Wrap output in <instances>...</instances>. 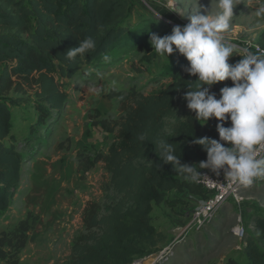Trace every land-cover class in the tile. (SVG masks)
Instances as JSON below:
<instances>
[{
	"label": "trees",
	"instance_id": "trees-1",
	"mask_svg": "<svg viewBox=\"0 0 264 264\" xmlns=\"http://www.w3.org/2000/svg\"><path fill=\"white\" fill-rule=\"evenodd\" d=\"M133 6L128 0H0V216L18 189L25 161L13 144L5 143L17 127L10 106H16L18 99L11 95L31 92L36 98L32 104L37 113L35 119L27 121L26 138L40 140L45 121L66 104L67 94L62 89L66 80L83 67L97 68L112 57L143 49L150 28H131ZM88 36L96 40V49L85 59L70 64L60 56ZM259 42L264 47V30ZM173 54L169 82L163 89L135 97L131 106L122 109L116 127L97 123L108 132L117 128L118 144L104 154L96 153L91 161L82 153L77 155L81 173L93 164H103L115 198L103 215L95 203L83 210L84 233L71 246L70 264H133L159 252L162 235L151 224V207L169 198L189 203L193 195L206 197L204 189L159 161L154 145L148 141L141 145L137 139L146 134L153 142L168 140L175 144L181 163L187 164L206 160V152L192 144L193 138L219 139V121L215 119L202 125L191 111L182 119L176 118L178 106L185 101V84L195 82L196 77L184 71L187 60ZM224 86H231V81L213 85L211 92L219 98ZM224 126H230V121ZM250 220L256 235L247 231L240 260L228 258L226 264H264V217L253 215ZM31 228L28 215L13 230L0 232V264H19L18 253L25 247Z\"/></svg>",
	"mask_w": 264,
	"mask_h": 264
},
{
	"label": "rangeland",
	"instance_id": "rangeland-1",
	"mask_svg": "<svg viewBox=\"0 0 264 264\" xmlns=\"http://www.w3.org/2000/svg\"><path fill=\"white\" fill-rule=\"evenodd\" d=\"M128 1L134 5L131 28L146 25L150 28L143 49L112 57L97 68L83 67L66 80L62 87L67 94L66 104L45 121L46 128L40 129L44 131L40 140L34 142L26 138L27 121L36 117L32 104L36 98L31 92L11 95L18 99L16 106H10L17 117V127L13 137L5 143L13 144L25 161L18 189L8 209L1 213L0 232L13 230L29 215L32 228L25 247L18 253L19 264H70L71 246L84 233L83 210L89 203H95L103 215L115 198L103 164H93L90 170L81 173L77 155L82 153L91 161L96 153L104 154L116 146L117 128L108 132L97 123L104 121L108 127H116L123 115L122 109L131 106L135 97L157 93L169 82L167 73L174 54L168 61L159 56L149 43L150 34L163 37L171 34L175 25H186L187 16H181L194 8L196 0ZM237 2L240 4L233 9L234 18L226 39L241 47L244 43L260 45L264 16L256 15V10L264 0ZM199 3L213 13L216 11L215 0H199ZM160 14L165 18H158ZM239 59L240 56L235 55L228 62L234 64ZM92 87L98 91H90ZM186 104L184 101L178 106L177 119L190 111ZM168 123L173 124L174 120ZM243 196L246 199L242 205L243 224L248 235L255 236L250 218L253 215L264 217V182L244 190ZM191 206L190 202L169 198L151 207V224L162 235L161 248L170 245L178 228L186 222ZM237 211L229 199L201 233H192L169 257L153 264H226L228 258L240 260L243 241L232 234ZM157 253L152 254L153 257ZM153 257L134 264H152Z\"/></svg>",
	"mask_w": 264,
	"mask_h": 264
},
{
	"label": "clouds",
	"instance_id": "clouds-1",
	"mask_svg": "<svg viewBox=\"0 0 264 264\" xmlns=\"http://www.w3.org/2000/svg\"><path fill=\"white\" fill-rule=\"evenodd\" d=\"M237 4H240L237 0H215L213 13L196 0L190 12L180 15L187 16L186 25H175L171 34L163 37L152 33L149 39L152 49L167 61L174 52L187 60L184 71L196 80L185 84L182 98L195 113V119L203 121L202 125L209 119L219 121L216 124L219 139L192 140V144L206 152V160L199 164L181 163L175 144L162 138L150 141L146 134L137 137L141 145L145 141L154 145L155 151H159L158 160L171 165L186 180L208 182L227 190L251 187L256 180L264 179V50L253 53L238 49L226 39ZM256 15L264 16V2ZM95 49L96 40L88 36L79 41L78 47L60 56L75 64L78 58L85 59ZM235 55L240 59L230 64L229 59ZM226 80L231 81V86L222 87L217 98L211 87ZM90 91L98 90L92 87ZM226 120L230 121L228 127L224 126ZM205 169L216 176L223 172V182L217 183L200 171Z\"/></svg>",
	"mask_w": 264,
	"mask_h": 264
},
{
	"label": "built area",
	"instance_id": "built-area-1",
	"mask_svg": "<svg viewBox=\"0 0 264 264\" xmlns=\"http://www.w3.org/2000/svg\"><path fill=\"white\" fill-rule=\"evenodd\" d=\"M238 49H248L253 53L264 50V47L256 44L244 43L241 46H238ZM202 173L208 175L212 180L217 183L223 182V172L220 173L219 176L214 175L208 170H200ZM191 183H194L190 180H187ZM264 182V179H258L254 182L251 187H237L234 190H227L225 188L220 187L219 185L202 182V183H194L200 186L202 189L206 191V197H190L191 210L189 211L188 218L184 224L178 228V233L172 239L170 245L162 248L155 257H153L152 264L154 262L160 263L165 258L169 257L176 246L185 242L187 238L191 236L192 233H201L204 228L210 225L214 219L216 218L217 213L220 211L221 207L225 205V203L231 199L233 205L238 209L237 211V219L236 225L232 229L233 236L239 240L244 242V238L247 233V228L243 224L242 219V205L245 202V197L243 196L244 190H248L254 188ZM142 262L141 259H137L133 262Z\"/></svg>",
	"mask_w": 264,
	"mask_h": 264
},
{
	"label": "crops",
	"instance_id": "crops-1",
	"mask_svg": "<svg viewBox=\"0 0 264 264\" xmlns=\"http://www.w3.org/2000/svg\"><path fill=\"white\" fill-rule=\"evenodd\" d=\"M2 66H3V65H2V64H0V72H1Z\"/></svg>",
	"mask_w": 264,
	"mask_h": 264
}]
</instances>
